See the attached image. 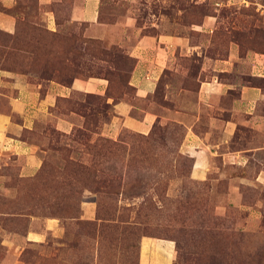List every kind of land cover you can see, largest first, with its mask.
<instances>
[{
  "label": "rangeland",
  "instance_id": "obj_1",
  "mask_svg": "<svg viewBox=\"0 0 264 264\" xmlns=\"http://www.w3.org/2000/svg\"><path fill=\"white\" fill-rule=\"evenodd\" d=\"M258 3L264 0H98L88 21L73 18L82 0L41 7L18 0L14 30L0 28V114L9 112L14 74L41 90L75 78L105 89L58 99L52 110L73 121L70 132L50 121L23 130L40 156L35 174L20 176L13 156L1 166L0 264H138L144 236L172 240L174 264H264V124L241 125L222 150L242 156H211L203 177L192 174L194 159L183 147L196 116L206 128L211 114H229L198 100L205 78L236 77L204 69L206 56L225 55L231 40L242 54L264 53ZM210 15L212 31L203 25ZM161 34L176 42H162L163 68L139 98L130 83L136 47L142 38L158 45ZM240 80L264 90V77ZM121 99L153 115L146 131L109 125L111 103Z\"/></svg>",
  "mask_w": 264,
  "mask_h": 264
},
{
  "label": "crops",
  "instance_id": "obj_2",
  "mask_svg": "<svg viewBox=\"0 0 264 264\" xmlns=\"http://www.w3.org/2000/svg\"><path fill=\"white\" fill-rule=\"evenodd\" d=\"M53 1L36 0V3L41 7ZM97 2L98 0H82V6L76 5L73 9V18L93 21L96 17ZM0 4L2 7L0 28L12 31L16 25V10L20 8L18 0H0ZM258 4L264 12V4ZM44 13L48 14V21L54 23L52 11L45 10ZM215 20L216 17L210 15L203 25L209 26L212 31ZM162 42H170L173 46L176 39L173 35L161 34L158 37V45L142 38L136 47L135 55L138 60L130 83L134 85L135 94L139 98L146 97L153 90L154 75L158 73L159 76L163 68V65H160L164 61L162 50L167 53V45H162ZM154 52L157 55L153 54ZM206 59L208 63L204 69L210 68L215 73H232L236 77L225 80L213 75L201 81L198 100L213 110L228 109L229 114L226 118L211 114L206 128L197 126V116L187 126L183 147L194 159L192 174L196 177L204 176L205 171L210 167L211 156L215 154H220L224 158L242 156L243 150H222L223 144L234 137L241 125H248L255 129L264 124V90L260 86L240 80V76L244 74L264 77V53L246 50L242 54L238 43L231 40L225 55L206 56ZM242 64L247 65V71H244ZM8 83L12 89L8 95L9 112L0 114V168L8 165L10 163L8 159L13 156V161L19 162L20 176L35 174L40 164L36 146L22 137L23 130H32L38 122L47 124L50 121L55 129L70 132L73 129V121L61 114H55L52 110L58 98H68L76 92L103 93L105 89V85L100 81L75 78L70 85L50 80L41 90V83L33 82L19 74L11 75ZM231 90L237 92L232 98L229 96ZM223 99L228 103L227 108L221 106ZM112 109L114 115L109 123L110 126H116L119 123L127 128L144 132L154 120L150 112L142 110L139 113V109L127 99L112 103ZM13 114L18 117V120L12 118ZM217 114H219L218 111ZM174 254L175 246L172 240L144 236L140 241L138 264H174Z\"/></svg>",
  "mask_w": 264,
  "mask_h": 264
},
{
  "label": "trees",
  "instance_id": "obj_3",
  "mask_svg": "<svg viewBox=\"0 0 264 264\" xmlns=\"http://www.w3.org/2000/svg\"><path fill=\"white\" fill-rule=\"evenodd\" d=\"M261 79H262V78H260V80H261ZM71 82H72V80H71L69 83H62V82H59V83L64 84V85H70ZM253 85H255V84H253ZM256 86H257V85H256ZM60 98H63V97H60ZM60 98H58V99H60ZM116 101H118V100H113L112 103H114V102H116ZM112 103H111V104H112Z\"/></svg>",
  "mask_w": 264,
  "mask_h": 264
}]
</instances>
